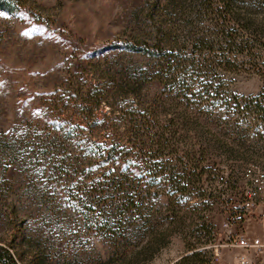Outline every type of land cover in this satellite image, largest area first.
I'll list each match as a JSON object with an SVG mask.
<instances>
[{
    "label": "rangeland",
    "instance_id": "1",
    "mask_svg": "<svg viewBox=\"0 0 264 264\" xmlns=\"http://www.w3.org/2000/svg\"><path fill=\"white\" fill-rule=\"evenodd\" d=\"M18 1L0 10V244L20 264H180L196 250L241 264L230 241L264 235L260 205L242 206L264 121L241 98L264 85V0H231L239 22L217 9L228 0ZM160 20L182 41L227 22L252 42L229 64L204 52L222 101L197 96L199 80L182 98L125 48Z\"/></svg>",
    "mask_w": 264,
    "mask_h": 264
},
{
    "label": "trees",
    "instance_id": "2",
    "mask_svg": "<svg viewBox=\"0 0 264 264\" xmlns=\"http://www.w3.org/2000/svg\"><path fill=\"white\" fill-rule=\"evenodd\" d=\"M202 1L206 6L210 8L213 7V2H211V0ZM18 2V0H0V10L13 12L18 9ZM232 8L231 0L226 1L224 7H217L226 20L228 19L227 16L232 14V17H230L231 20L233 19L236 22L241 21ZM189 25L193 28L197 26L195 21L190 22ZM150 26L152 29L143 32L141 38H135V40L126 45L125 48L151 56L159 62V67L156 69V78L162 83H165L166 86L170 88V91L176 92L182 98H186V100L192 99L194 96L196 97V91H193L196 86L194 82L199 80L198 83H200V85L201 83L204 84L201 85V93L197 96L201 98L206 97L207 100L212 99L214 103H216V101H222L221 92L223 88L220 85L207 84V82H204L201 78L213 74L211 69L213 62L229 64L232 59L236 60L241 55L249 57L255 56L252 42L239 38L236 33L238 28L227 25V22L218 25V33L220 31L222 35L213 41L203 37H197L196 35L189 37L188 40L185 39L182 41L180 39L181 37L174 33L173 28L161 20L153 22ZM246 27L251 28V24L248 26L244 25V28ZM211 50H221V60H214L211 64L207 59V55L204 54L205 51L211 52ZM262 77L264 80V73ZM233 97L236 99V102H238L240 96L232 95V98ZM241 98L245 101V107H253L254 112L259 117L258 119L264 121V85L258 94L249 97L242 96ZM175 184L176 191L185 192L189 184L187 179L185 180V174L184 177L178 182H175ZM132 196L130 197L132 199L129 197H127V199L132 200V202H130L134 204L135 198ZM189 247L190 249H195L193 246ZM179 263L212 264L210 260L206 259L205 252L202 250H196L183 256ZM0 264H20L11 245L0 244Z\"/></svg>",
    "mask_w": 264,
    "mask_h": 264
},
{
    "label": "built area",
    "instance_id": "3",
    "mask_svg": "<svg viewBox=\"0 0 264 264\" xmlns=\"http://www.w3.org/2000/svg\"><path fill=\"white\" fill-rule=\"evenodd\" d=\"M245 178L249 182V187L242 206L244 209H254L260 205L259 212L264 217V169L258 164H252L246 169ZM229 245L243 250L244 252L238 255V260L241 264H249L250 259L247 252L253 250L258 254H264V235L242 234L232 239Z\"/></svg>",
    "mask_w": 264,
    "mask_h": 264
}]
</instances>
